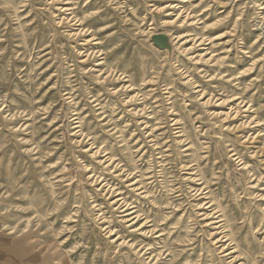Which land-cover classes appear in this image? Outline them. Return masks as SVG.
I'll use <instances>...</instances> for the list:
<instances>
[{"label": "rangeland", "instance_id": "obj_1", "mask_svg": "<svg viewBox=\"0 0 264 264\" xmlns=\"http://www.w3.org/2000/svg\"><path fill=\"white\" fill-rule=\"evenodd\" d=\"M0 264H264V0H0Z\"/></svg>", "mask_w": 264, "mask_h": 264}]
</instances>
